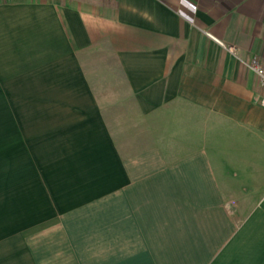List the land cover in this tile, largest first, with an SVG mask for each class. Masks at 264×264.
Returning a JSON list of instances; mask_svg holds the SVG:
<instances>
[{"label": "crops", "instance_id": "0c3cea01", "mask_svg": "<svg viewBox=\"0 0 264 264\" xmlns=\"http://www.w3.org/2000/svg\"><path fill=\"white\" fill-rule=\"evenodd\" d=\"M252 56L264 0H0V264H264Z\"/></svg>", "mask_w": 264, "mask_h": 264}, {"label": "built area", "instance_id": "2783aa9c", "mask_svg": "<svg viewBox=\"0 0 264 264\" xmlns=\"http://www.w3.org/2000/svg\"><path fill=\"white\" fill-rule=\"evenodd\" d=\"M226 49L231 53H236V48L234 46L228 45ZM245 64L257 78L260 89L257 101L260 106L264 107V65L256 56H252Z\"/></svg>", "mask_w": 264, "mask_h": 264}]
</instances>
